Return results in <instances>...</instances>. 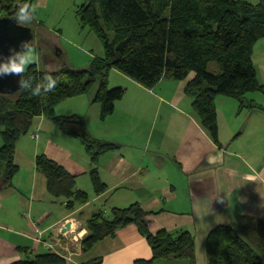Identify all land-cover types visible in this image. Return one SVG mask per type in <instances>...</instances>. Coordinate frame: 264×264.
Instances as JSON below:
<instances>
[{
    "label": "crops",
    "instance_id": "crops-1",
    "mask_svg": "<svg viewBox=\"0 0 264 264\" xmlns=\"http://www.w3.org/2000/svg\"><path fill=\"white\" fill-rule=\"evenodd\" d=\"M40 1L36 10L42 6ZM88 57L82 58L84 69L92 61ZM46 63L45 69L40 60L35 65L40 71L50 70ZM111 75L125 95L110 116L100 119L101 106L92 102L93 94L59 104L55 114L79 117L93 137L118 145V150L103 155L95 165L79 140L44 117L35 118L28 135L18 141L14 158L18 171L11 186L0 190V264L53 255L41 241L51 242L70 223L82 241L92 215L134 203L151 214L146 218L151 233L164 230L175 237L190 233L195 240V264H207L205 239L215 227L233 226L244 217L264 222V105L251 98L245 105L259 108L239 110L236 101L218 97V141L214 143L184 94L195 74L181 82L161 80L151 90L114 69L108 86L114 87ZM41 154L75 178L76 188L89 196L88 203L68 212L63 200L47 194L46 180L35 170V158ZM94 168L106 186L100 195L94 194L89 176ZM73 245L70 254L58 251L64 264H86L97 258L102 264H134L152 257L134 225L117 230L88 253L81 250V243ZM154 264L189 262L157 260Z\"/></svg>",
    "mask_w": 264,
    "mask_h": 264
},
{
    "label": "trees",
    "instance_id": "trees-1",
    "mask_svg": "<svg viewBox=\"0 0 264 264\" xmlns=\"http://www.w3.org/2000/svg\"><path fill=\"white\" fill-rule=\"evenodd\" d=\"M24 3L0 0L2 17L13 20ZM75 14L80 27L100 41L103 57H94L86 69L71 70L64 62L60 38L37 26L33 35L38 36V46L54 51L41 54L52 68L40 71L32 64L24 78L32 77L35 86L45 75H51L58 83L54 91L41 96H32L24 89L12 96L0 95V190L11 186L18 171L14 164L18 141L28 135L37 117H44L79 140L95 165L103 155L119 149L114 143L93 137L79 117L55 114L59 104L93 94L92 102L101 106L100 119L110 116L125 95L122 87H108L113 69L148 90L161 80L181 82L195 74L184 94L191 99L194 116L214 143L218 141V97L236 101L239 110L259 108L245 105V96L264 94L253 62L254 48L264 40V0L258 4L246 0H84ZM212 65L214 70H210ZM34 162L35 170L46 180L47 194L63 200L68 212L89 202V196L76 188L75 178L61 166L42 154ZM89 176L94 194L105 192L96 168ZM150 215L137 203L92 215L86 222L82 251L88 253L98 242L114 237L117 230L134 225L152 252L150 260L134 264H154L157 260L195 264L193 236L185 232L175 237L164 230L153 234L146 223ZM205 254L207 264H264V222L244 217L233 226L215 227L205 239ZM13 264L64 263L45 254ZM86 264H102V260Z\"/></svg>",
    "mask_w": 264,
    "mask_h": 264
},
{
    "label": "rangeland",
    "instance_id": "rangeland-1",
    "mask_svg": "<svg viewBox=\"0 0 264 264\" xmlns=\"http://www.w3.org/2000/svg\"><path fill=\"white\" fill-rule=\"evenodd\" d=\"M25 1L26 3H30L29 0ZM37 1L38 0H32V5L36 6ZM246 1L253 4H258L260 2V0ZM40 4L42 6L36 10L35 14L37 13V15L35 19L32 24H29L30 29L34 34L37 31V26L40 25L53 33H60V36L62 35L60 38V48L62 53L65 54L64 62L67 61L68 67H70L71 70L80 71L84 69V66H81L82 58L89 56L88 60L90 61V59L94 57H103V47L100 41L87 28H81L77 20L75 14L76 9L84 4V0H41ZM37 7L38 5L36 8ZM1 17L2 14L0 13V18ZM38 47V36L35 35L31 41L30 49L38 58L37 60H40L41 69H45V61L41 54L49 55L54 51L50 47H39L40 49ZM37 60L35 63H37ZM253 62L258 71V80L264 81V41L255 46L253 51ZM215 67V65H212L210 70H214ZM111 78L113 83V75H111ZM113 85L116 87L114 83ZM108 87L109 89H114V87L110 85ZM245 98L246 101L253 98L258 104L264 105V95L262 93L247 94Z\"/></svg>",
    "mask_w": 264,
    "mask_h": 264
},
{
    "label": "clouds",
    "instance_id": "clouds-1",
    "mask_svg": "<svg viewBox=\"0 0 264 264\" xmlns=\"http://www.w3.org/2000/svg\"><path fill=\"white\" fill-rule=\"evenodd\" d=\"M35 12V6L29 3H24L22 6L18 7L14 14L13 20H15L19 26L26 27L35 19ZM21 47L23 51H14L12 55L6 59V61L0 63V75L15 74L20 76V88L24 90H30L32 96H41L48 92L54 91L58 80L51 75H45L42 81L35 84V86H33L32 77L24 78L28 66L35 63L38 58L32 53V50L27 43L22 44ZM72 225V223L69 224L70 227ZM65 228L66 226L62 228V230H65ZM70 230L71 229H69L68 232ZM83 238L84 237H81V239ZM53 255L56 256L55 254Z\"/></svg>",
    "mask_w": 264,
    "mask_h": 264
},
{
    "label": "water",
    "instance_id": "water-1",
    "mask_svg": "<svg viewBox=\"0 0 264 264\" xmlns=\"http://www.w3.org/2000/svg\"><path fill=\"white\" fill-rule=\"evenodd\" d=\"M33 33L30 28L19 26L16 21L8 18H0V63L12 55V53L23 51L21 45L31 44ZM20 76L15 74L0 75V95L12 96L21 91L19 85ZM66 225V230L69 229Z\"/></svg>",
    "mask_w": 264,
    "mask_h": 264
},
{
    "label": "built area",
    "instance_id": "built-area-1",
    "mask_svg": "<svg viewBox=\"0 0 264 264\" xmlns=\"http://www.w3.org/2000/svg\"><path fill=\"white\" fill-rule=\"evenodd\" d=\"M31 137L36 139V138H38V135L33 134V135H31ZM71 228H75V231H76V226H74V224L71 226ZM72 235H74V236H72ZM68 238H70V240ZM65 244H68V246H66ZM73 244H80V238H79V233L75 234L72 230H70L69 232H66V233H59V235H55V237L52 238L51 242L47 243V242L41 241V245L46 250L50 251L51 253L55 254L56 256H58L62 259L64 257L62 255H60L58 253V251L61 253L70 254L71 251L69 250V247ZM73 246H77V245H73Z\"/></svg>",
    "mask_w": 264,
    "mask_h": 264
},
{
    "label": "bare ground",
    "instance_id": "bare-ground-1",
    "mask_svg": "<svg viewBox=\"0 0 264 264\" xmlns=\"http://www.w3.org/2000/svg\"><path fill=\"white\" fill-rule=\"evenodd\" d=\"M69 229H72V228H71V227H69ZM69 229H68V230H69ZM68 230H66V229H65V230H63V233H66V232H68ZM65 245H66V246H68V244H65ZM80 248H81V250H82V246H81V245H80ZM97 259H98V258H97ZM94 260H95V259H94ZM92 261H93V260H92Z\"/></svg>",
    "mask_w": 264,
    "mask_h": 264
}]
</instances>
